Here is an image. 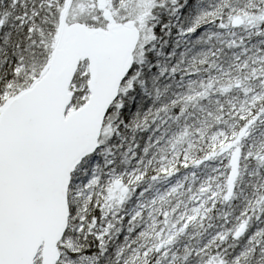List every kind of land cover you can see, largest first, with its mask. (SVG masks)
<instances>
[{"label": "snow or ice", "instance_id": "1", "mask_svg": "<svg viewBox=\"0 0 264 264\" xmlns=\"http://www.w3.org/2000/svg\"><path fill=\"white\" fill-rule=\"evenodd\" d=\"M0 264H264V0H0Z\"/></svg>", "mask_w": 264, "mask_h": 264}]
</instances>
